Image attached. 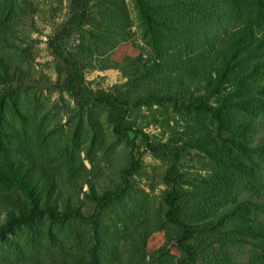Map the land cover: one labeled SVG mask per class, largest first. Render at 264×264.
<instances>
[{
    "label": "rangeland",
    "instance_id": "1",
    "mask_svg": "<svg viewBox=\"0 0 264 264\" xmlns=\"http://www.w3.org/2000/svg\"><path fill=\"white\" fill-rule=\"evenodd\" d=\"M174 9L172 0H157V22L174 23ZM76 16L72 0H0V54L30 75L29 82L0 77V163L15 155L33 162L53 176L60 205L81 211L66 220L44 212L15 224L0 235V264H182V250L164 245L174 231L162 199L171 187L180 192V217L210 227L188 240L190 264H251L253 237L228 230L225 214L246 196L264 198V152L244 148L264 141V116L238 134L252 113L221 104L235 95V81L209 99L222 119L150 97L131 105L115 130V115L92 99L99 91L136 99L154 79L209 55L205 39L222 28L208 31L202 20L186 34L152 33L135 0H89ZM73 52L82 61L77 92L66 81L64 57ZM190 84L194 95L206 93L204 78ZM28 203L18 182L0 178L1 221ZM224 239L235 241L228 246Z\"/></svg>",
    "mask_w": 264,
    "mask_h": 264
},
{
    "label": "trees",
    "instance_id": "2",
    "mask_svg": "<svg viewBox=\"0 0 264 264\" xmlns=\"http://www.w3.org/2000/svg\"><path fill=\"white\" fill-rule=\"evenodd\" d=\"M88 1L72 0L77 12L76 17L83 15ZM135 3L148 30L152 33L157 34V28L160 30L168 28L186 34L185 28L200 26L202 20L209 21V24H205L208 31L221 27L222 33L210 35L213 38L205 39V43L211 47L209 55L188 63L178 73L164 75L158 80L154 79L145 93L136 99L110 92L94 93L92 99L108 106L115 115V130H119L123 114L131 105L144 102L150 97L158 100L167 99L185 108H198L216 115V107L209 104V99L221 93L225 83L229 81H235L238 88L233 97L227 99L228 101L224 100L221 104L226 101L228 105L244 108L252 113L247 118L248 121L239 128L238 134L245 136L247 129L255 128L261 123V118L264 116V0H172L174 10L178 14L177 23L176 21L157 22V0H135ZM185 4L189 7H185ZM201 34L202 32L197 30L196 38L198 39ZM64 58L69 65L66 81L70 84V89L77 92L82 77L78 64L82 61L74 52L71 58ZM0 77L29 82L30 75L18 67L11 66L0 54ZM200 77L206 81L207 90L203 95H194L190 81ZM216 117L222 119L220 114ZM124 127L137 131L131 125ZM139 133L146 139L145 132L139 130ZM240 140L238 138L235 140V146H242ZM147 145L151 150H156L155 145L148 140ZM244 148L264 152V141H258L252 147L245 145ZM177 152L178 150H174L175 154ZM260 156L261 164L262 161L264 162V154ZM255 172L257 173L258 170L255 169ZM0 178L18 182L26 190L29 202V205L18 213L12 212L5 221L0 220V235L11 231L15 224L29 222L44 212L56 220H66L81 213L79 208L65 201L60 205L53 197V176L36 168L33 162H24L20 155L7 158L0 163ZM162 199L166 205L164 217L174 230L171 234L166 233L164 245L170 241L174 242L183 252L181 263L190 264L189 260L194 257V253L193 244L188 240L201 236L210 227L204 222L190 223L180 217V192L175 187L165 191ZM244 203H249L250 207L243 206ZM231 208L225 214L230 218L227 229L252 236L253 240L249 241V251L252 252L251 264H264V252H257L264 251V218L259 216V211L264 209V198L253 202L249 196H246L232 203ZM244 210L251 211V217H245ZM215 230L219 231V229ZM234 241L224 239L222 243L229 246L234 244Z\"/></svg>",
    "mask_w": 264,
    "mask_h": 264
}]
</instances>
